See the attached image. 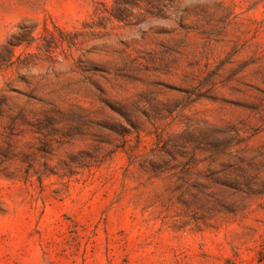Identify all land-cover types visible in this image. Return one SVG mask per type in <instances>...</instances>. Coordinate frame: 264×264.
<instances>
[{
	"label": "rangeland",
	"instance_id": "rangeland-1",
	"mask_svg": "<svg viewBox=\"0 0 264 264\" xmlns=\"http://www.w3.org/2000/svg\"><path fill=\"white\" fill-rule=\"evenodd\" d=\"M0 264H264V0H0Z\"/></svg>",
	"mask_w": 264,
	"mask_h": 264
}]
</instances>
